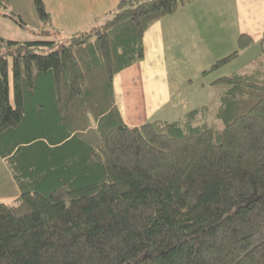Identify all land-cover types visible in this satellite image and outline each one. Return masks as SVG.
<instances>
[{
	"label": "trees",
	"instance_id": "16d2710c",
	"mask_svg": "<svg viewBox=\"0 0 264 264\" xmlns=\"http://www.w3.org/2000/svg\"><path fill=\"white\" fill-rule=\"evenodd\" d=\"M194 1L122 0L66 44L0 38V155L20 189L0 203V264H264V37L256 74L213 84L221 130L200 111L132 128L115 102L145 31ZM239 40L211 71L254 44Z\"/></svg>",
	"mask_w": 264,
	"mask_h": 264
},
{
	"label": "crops",
	"instance_id": "0c3cea01",
	"mask_svg": "<svg viewBox=\"0 0 264 264\" xmlns=\"http://www.w3.org/2000/svg\"><path fill=\"white\" fill-rule=\"evenodd\" d=\"M42 1L51 17L46 30L73 35L103 22L122 0ZM3 2L9 6L8 13L30 18L32 23L23 21L26 28L44 27L34 0ZM2 15L0 23L11 22ZM145 32L144 59L113 78L115 102L124 123L132 128L156 121L173 123L200 111L196 122L202 124L218 106L219 91L213 84L235 74L252 76L262 63L264 0H196ZM244 36L254 44L211 71L238 52ZM19 196L14 176L0 155V203L12 205Z\"/></svg>",
	"mask_w": 264,
	"mask_h": 264
},
{
	"label": "rangeland",
	"instance_id": "374dc122",
	"mask_svg": "<svg viewBox=\"0 0 264 264\" xmlns=\"http://www.w3.org/2000/svg\"><path fill=\"white\" fill-rule=\"evenodd\" d=\"M109 17L110 16H107L106 19H108ZM106 19L102 23L106 22ZM10 21L11 22H6V24H3V22L0 23V38H2L4 40H11L14 42L19 41L21 43L39 42V41H48V42L54 41L55 43H58V44H62V43L66 44V43H68L67 39L71 38L74 35V34L73 35L72 34L66 35L65 34L66 32H61V33L57 32L56 33L54 31H52L51 28L49 30H46V29H48V27H46L44 29L40 28L37 31V29H34L31 26L24 28V27L19 26L16 22H14L12 20H10ZM22 21H26V23L31 22L30 18H26L25 20H22ZM1 25H3V26H1ZM88 30H89V28H88ZM84 31H86V30H84ZM78 32L81 33L83 31H78ZM78 32H76V33H78ZM51 50H57V49L56 48L45 49L41 53L48 54V53H51ZM210 118L211 119H209V121L212 123V125L210 124V126L212 127L213 124H216V126H218L217 128L219 130H221L222 124L214 119V114H211Z\"/></svg>",
	"mask_w": 264,
	"mask_h": 264
}]
</instances>
